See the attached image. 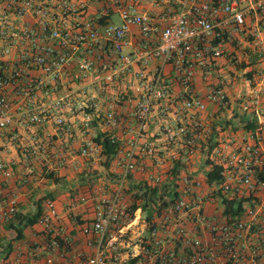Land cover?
Listing matches in <instances>:
<instances>
[{
    "label": "built area",
    "instance_id": "obj_1",
    "mask_svg": "<svg viewBox=\"0 0 264 264\" xmlns=\"http://www.w3.org/2000/svg\"><path fill=\"white\" fill-rule=\"evenodd\" d=\"M94 2L100 16L84 24V0H0V143L16 123L28 130L52 121L59 134L79 138V157L102 156L97 136L89 137L94 124L119 145L121 170L114 194L94 204V218L82 229L95 239L96 251L89 256L74 253L77 264H261L264 210L255 199L264 191L260 147L264 125L250 133L251 142L244 139L236 150L219 156L222 181L210 186L179 175L177 152L160 155L151 144L139 141L158 118L167 149L183 147L186 160L195 154L196 139L204 137L199 114L206 102L223 110L230 106L221 85L200 97L195 75H210L218 59L227 55V46L254 43L264 54L259 38L264 31V0ZM113 15L119 23L109 20ZM27 17L33 22L25 21ZM152 35L158 36L157 42ZM100 51L107 60L98 64L92 57H101ZM134 65L139 66L137 71ZM240 101L241 112L256 114L257 96L249 94ZM117 130L121 137L114 134ZM30 141L25 153L31 159L48 154V137L34 134ZM65 155L56 154L57 166L68 164ZM141 157L158 170L147 171ZM168 161L173 166L162 171ZM134 172L145 173L148 186H175L177 197L163 194L149 222L141 208L132 213L130 203L123 200ZM11 179L10 165L0 159V186ZM226 200L247 202L241 214L225 215ZM206 204L218 205L221 213L208 216ZM16 214V199L0 196V223ZM56 220L54 202L46 200L39 224L47 235ZM133 231L136 236L130 238ZM59 235L48 239L52 249L60 247ZM47 264L54 263L48 259Z\"/></svg>",
    "mask_w": 264,
    "mask_h": 264
},
{
    "label": "crops",
    "instance_id": "obj_2",
    "mask_svg": "<svg viewBox=\"0 0 264 264\" xmlns=\"http://www.w3.org/2000/svg\"><path fill=\"white\" fill-rule=\"evenodd\" d=\"M84 2L87 3V12L82 18L85 24L91 19H97L100 13L94 0H84ZM114 17L117 16L113 15L109 19L113 23H115ZM24 20L33 22L31 17ZM133 31L137 37V29L134 28ZM259 38L264 46V31L260 33ZM151 39L157 42L158 36L152 35ZM124 51L129 52V48ZM226 53L234 56L237 61L231 62L225 55L218 59L210 75H204L201 72L195 75L194 88L200 97H204L210 88L221 85L230 101L229 108L225 110L206 102L204 111L199 114V121L205 126L204 137L196 139L195 154L186 160L183 147L168 146L167 149L158 118L149 123L144 138L139 141V143L151 144L160 155H171L177 152L181 159L179 162L181 168L176 163L180 168L179 175L195 177L204 185H206L205 175L211 168V164L208 163L216 164L220 155L236 150L244 139L251 142L250 133L259 132L264 125V54L261 45L246 42L241 46L231 45L226 47ZM92 58L98 64L107 60L104 53L101 57L95 55ZM169 68L167 67V75H170ZM133 69L137 71L139 66L134 65ZM173 92L178 94L179 87L174 85ZM249 94L259 98L260 103L256 114L243 113L240 110V98ZM103 131L101 126L94 124L89 137H95ZM75 133L77 135L76 130ZM34 134L48 137L51 141L48 154L35 160L25 153V148L31 146L30 136ZM114 134L122 136L118 130ZM261 137L260 147L264 151V131ZM229 141L233 143L224 147ZM81 146L82 142L77 136L68 138L59 134L52 121L28 130L20 123H16L13 131L5 133L0 143V159L10 165L12 179L6 185L0 186V196L16 199L17 217L0 223L2 227L0 264L19 262L47 264L48 259L54 264H77L78 260L74 253H82L85 256L95 253V239L84 235L82 229L94 218V204L113 196L121 170V160L120 155H116L106 168L102 164L106 160L105 156L94 159L79 157L78 148ZM59 151L66 154L67 165L57 166L55 156ZM141 161L148 165L147 171L158 170V167L146 157H141ZM172 166L173 163L168 161L162 166V171L169 172L168 167ZM169 175H167V181L171 180ZM51 177L58 178L59 182H54ZM145 177L146 174L140 172H134L129 176L123 191L124 202L129 204L132 201L131 195L135 193L136 187L142 183L146 184ZM46 200L54 202L57 212V220L49 236L39 223L24 227L21 224L23 218H19L20 215L24 217L34 215L37 204L40 202L43 213ZM255 200L264 210V191L259 192ZM205 210L208 216H218L221 213L218 205L206 204ZM16 229H21V239L17 238ZM58 232L61 233L58 237L61 238L62 243L58 249H52L48 239L59 234ZM134 234L135 231L130 238H134L136 236ZM261 264H264V258Z\"/></svg>",
    "mask_w": 264,
    "mask_h": 264
},
{
    "label": "trees",
    "instance_id": "obj_3",
    "mask_svg": "<svg viewBox=\"0 0 264 264\" xmlns=\"http://www.w3.org/2000/svg\"><path fill=\"white\" fill-rule=\"evenodd\" d=\"M95 142L101 146L102 148V156L106 157V160L102 162L103 166L108 168L109 162L117 155L119 150V145L117 143L111 142L109 137L105 133H100L95 138ZM211 164L210 170L205 175V183L207 185L217 184L222 181L221 177V167H219L217 164L214 163H208ZM176 173H173L175 175ZM54 182H59L58 178L51 177ZM125 191V189H124ZM135 193H133L132 201L130 202V209L133 213L138 208H141V211L143 214L146 215V221H150L151 215H152V208L153 206L156 207L157 203L159 201H163V196L165 193L172 192V200L177 197V193L175 191V186L173 185L170 187L169 184L164 183L161 187L159 186H148L146 184H139L136 189L134 190ZM164 194V195H163ZM247 201H237V200H226L223 201V205L225 206V215H239L243 211V203L245 204ZM37 210L34 215L30 216H19L21 219V224H23L24 227L32 226L39 223V219L42 215V209H41V202L37 204ZM17 215V214H16ZM15 215V217H17ZM14 217V218H15ZM17 232V238H22V231L21 229H16ZM49 236V235H48ZM60 245L62 243V240L58 237L57 238Z\"/></svg>",
    "mask_w": 264,
    "mask_h": 264
},
{
    "label": "rangeland",
    "instance_id": "obj_4",
    "mask_svg": "<svg viewBox=\"0 0 264 264\" xmlns=\"http://www.w3.org/2000/svg\"><path fill=\"white\" fill-rule=\"evenodd\" d=\"M114 22H115L116 24L118 23L117 17H114Z\"/></svg>",
    "mask_w": 264,
    "mask_h": 264
}]
</instances>
